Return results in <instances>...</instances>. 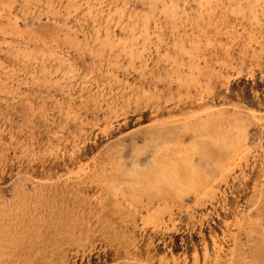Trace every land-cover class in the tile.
I'll list each match as a JSON object with an SVG mask.
<instances>
[{
	"label": "rangeland",
	"instance_id": "1",
	"mask_svg": "<svg viewBox=\"0 0 264 264\" xmlns=\"http://www.w3.org/2000/svg\"><path fill=\"white\" fill-rule=\"evenodd\" d=\"M0 264H264V0H0Z\"/></svg>",
	"mask_w": 264,
	"mask_h": 264
}]
</instances>
